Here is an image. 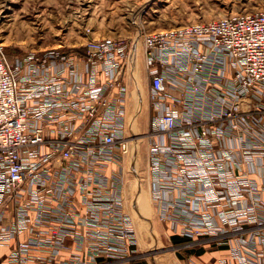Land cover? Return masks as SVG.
Wrapping results in <instances>:
<instances>
[{
    "label": "built area",
    "instance_id": "2783aa9c",
    "mask_svg": "<svg viewBox=\"0 0 264 264\" xmlns=\"http://www.w3.org/2000/svg\"><path fill=\"white\" fill-rule=\"evenodd\" d=\"M144 44L161 221L188 239L221 234L222 264H264V11L150 33ZM1 51L2 264H143L123 177L140 93L134 45L93 38L12 67Z\"/></svg>",
    "mask_w": 264,
    "mask_h": 264
},
{
    "label": "rangeland",
    "instance_id": "374dc122",
    "mask_svg": "<svg viewBox=\"0 0 264 264\" xmlns=\"http://www.w3.org/2000/svg\"><path fill=\"white\" fill-rule=\"evenodd\" d=\"M263 11L264 0H0V46L10 67L28 52L61 46L82 47L93 38L126 39L134 45L140 98L135 92L129 106V111H134L129 113V120L132 123L138 113L133 125L137 137L133 138L132 153L125 160L123 177L126 209L138 234L136 253L143 264L189 263L187 249L200 252L207 243L217 244L223 237L203 230L191 242L178 245L172 240L175 227L160 219L149 189L147 135L151 110L144 37L231 14ZM168 249L173 250L163 252Z\"/></svg>",
    "mask_w": 264,
    "mask_h": 264
},
{
    "label": "crops",
    "instance_id": "0c3cea01",
    "mask_svg": "<svg viewBox=\"0 0 264 264\" xmlns=\"http://www.w3.org/2000/svg\"><path fill=\"white\" fill-rule=\"evenodd\" d=\"M149 93V90H148ZM136 105V104H135ZM137 107V106H135ZM134 107V109H135ZM169 226V225H168ZM217 246L212 243H207L203 246V250L190 255L189 263L186 264H222L223 260L229 258V250L224 246ZM9 253V248L0 247V264L6 259Z\"/></svg>",
    "mask_w": 264,
    "mask_h": 264
},
{
    "label": "trees",
    "instance_id": "16d2710c",
    "mask_svg": "<svg viewBox=\"0 0 264 264\" xmlns=\"http://www.w3.org/2000/svg\"><path fill=\"white\" fill-rule=\"evenodd\" d=\"M172 240L177 243L178 245H183V244H187L188 242H191L192 240L191 239H185V238H182L180 237L179 235L177 234H172ZM186 250V249H185ZM195 252L197 251H192V250H189L187 249V253L188 255H192L194 254ZM201 253V251H200Z\"/></svg>",
    "mask_w": 264,
    "mask_h": 264
},
{
    "label": "bare ground",
    "instance_id": "6f19581e",
    "mask_svg": "<svg viewBox=\"0 0 264 264\" xmlns=\"http://www.w3.org/2000/svg\"><path fill=\"white\" fill-rule=\"evenodd\" d=\"M3 6V5H2ZM5 8V7H4ZM7 8V7H6ZM5 10V9H4ZM12 10V9H11ZM82 11V10H81ZM9 12V11H8ZM1 13V12H0ZM3 14V13H2ZM8 16V15H7ZM4 17H6V16H4ZM5 19V18H4ZM8 19V18H7ZM9 22V21H8ZM4 23V22H3ZM137 61V60H136ZM138 77H139V75H138ZM139 82H140V80H139ZM134 94H135V90H134ZM139 105V104H138ZM134 111V110H133ZM133 111L132 112H130V114H132L133 113ZM140 111V110H139ZM139 116H140V112H139ZM139 116H138V118H139ZM130 133H133L132 135H134V137H137V133H136V127L135 128H132V132H131V130H130ZM133 141H135V139L133 140L132 139V142ZM137 141V140H136Z\"/></svg>",
    "mask_w": 264,
    "mask_h": 264
},
{
    "label": "water",
    "instance_id": "95a60500",
    "mask_svg": "<svg viewBox=\"0 0 264 264\" xmlns=\"http://www.w3.org/2000/svg\"><path fill=\"white\" fill-rule=\"evenodd\" d=\"M140 98V97H139ZM173 249H168V250H166V251H163V252H168V251H172ZM163 252H161V253H163Z\"/></svg>",
    "mask_w": 264,
    "mask_h": 264
}]
</instances>
